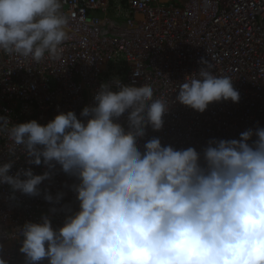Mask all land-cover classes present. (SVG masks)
I'll use <instances>...</instances> for the list:
<instances>
[{
  "label": "clouds",
  "instance_id": "9594fccd",
  "mask_svg": "<svg viewBox=\"0 0 264 264\" xmlns=\"http://www.w3.org/2000/svg\"><path fill=\"white\" fill-rule=\"evenodd\" d=\"M60 9L61 0H0V51L35 62L46 53L59 58L68 39ZM201 63L178 85L175 102L199 113L214 102L238 103L232 79ZM171 103L154 98L149 84L114 78L82 109L84 119L74 111L45 125L0 116L8 151L23 149L29 164L49 169L10 175L13 163H5L0 184L40 196L56 165L78 181L79 209L61 227L45 216L18 229L27 264H264V127L209 140L202 153L162 146L156 137L141 149L146 129H162ZM125 115L126 126L118 122ZM43 198L54 201L48 192Z\"/></svg>",
  "mask_w": 264,
  "mask_h": 264
},
{
  "label": "built area",
  "instance_id": "2783aa9c",
  "mask_svg": "<svg viewBox=\"0 0 264 264\" xmlns=\"http://www.w3.org/2000/svg\"><path fill=\"white\" fill-rule=\"evenodd\" d=\"M61 5L73 33L60 46L59 58L46 53L35 62L0 51V116L12 124L45 125L68 111L84 119L80 113L94 104L101 84L118 78L124 85L149 84L154 98L172 102L162 129H146L141 149L156 137L162 146L202 153L209 140L239 139L245 130L264 127V0H192L186 6L177 0H61ZM201 61L232 79L238 103L214 102L199 113L175 102L178 85L199 72ZM118 122L126 126V115ZM28 159L23 149L10 153L0 137V166L12 162L10 175L49 171ZM76 183L56 165L39 186L40 196L13 193L0 184V258L27 264L18 229L45 216L54 229L61 227L65 216L79 209ZM45 192L52 203L44 200ZM58 194L63 196L57 203Z\"/></svg>",
  "mask_w": 264,
  "mask_h": 264
},
{
  "label": "water",
  "instance_id": "95a60500",
  "mask_svg": "<svg viewBox=\"0 0 264 264\" xmlns=\"http://www.w3.org/2000/svg\"><path fill=\"white\" fill-rule=\"evenodd\" d=\"M179 3H181V4H184L185 6L187 5V4H189L192 0H177ZM207 1H209V2H215V0H207ZM60 11H62V5H61V9H60ZM67 31H68V36H70L73 32L70 30V29H68L67 28Z\"/></svg>",
  "mask_w": 264,
  "mask_h": 264
}]
</instances>
